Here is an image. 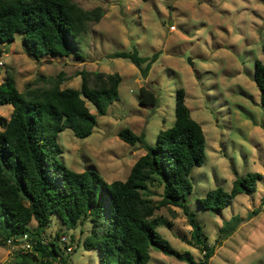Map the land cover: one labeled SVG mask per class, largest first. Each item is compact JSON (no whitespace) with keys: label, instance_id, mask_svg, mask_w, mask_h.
I'll list each match as a JSON object with an SVG mask.
<instances>
[{"label":"rangeland","instance_id":"obj_1","mask_svg":"<svg viewBox=\"0 0 264 264\" xmlns=\"http://www.w3.org/2000/svg\"><path fill=\"white\" fill-rule=\"evenodd\" d=\"M73 1L86 11L104 10L102 19L91 22L78 39L77 53L35 59L18 34L14 42L0 43V84L11 76L25 92L30 83L48 87V81L57 78L62 79V89H80L83 71L119 74V99L106 116H98L93 134L80 139L65 129L58 139L63 164L78 173L95 170L108 183L125 181L145 154L140 145L121 140L119 132L145 134L147 143L155 146L159 132L174 125L177 91L184 89L186 105L207 141L206 162L194 169L193 192L185 204L203 226L207 244L215 248L209 264H264V105L254 81L256 61L264 64V0ZM170 21L175 31L170 30ZM133 49L142 57L160 53L147 79L129 60L111 58L115 52ZM142 87L157 95L158 106L140 104ZM87 107L97 114L91 102ZM12 111L11 105L0 106V120L8 121ZM251 173L263 175L254 194L239 195L219 213L200 206L198 200L208 192L218 188L230 192L238 178ZM162 193L163 187L155 185L146 195L157 203ZM156 216L162 221L159 232L175 250L196 263L204 259L193 244L183 209L163 207ZM90 234L89 222L68 229L58 216L46 230V238L57 242L67 264H101V253L83 245ZM23 254L0 246V264H19ZM150 255L148 264H190L155 247ZM37 263L32 257L28 262Z\"/></svg>","mask_w":264,"mask_h":264},{"label":"trees","instance_id":"obj_2","mask_svg":"<svg viewBox=\"0 0 264 264\" xmlns=\"http://www.w3.org/2000/svg\"><path fill=\"white\" fill-rule=\"evenodd\" d=\"M103 16L102 8L86 11L73 0H0V43L14 42L20 34L28 54L35 59L68 57L77 53L78 39L88 25ZM159 56L142 57L133 49L115 52L111 58L129 60L147 79ZM80 76V89H62V79L57 78H51L48 87L30 83L25 92L18 90L11 76L0 84V106L13 107L10 119L0 120V246L29 235L37 244L32 252L23 254L19 264H28L31 257L37 264L52 260L67 264L56 241L43 243V235L58 216L68 229L79 223L91 224V234L83 245L101 253V264H148L151 247L190 264H209L215 248L207 244L203 226L185 204L193 192L191 175L206 162L207 146L202 126L186 105L185 90L177 91L174 125L159 132L155 146L147 143L145 134L130 129L119 132L121 140L140 145L145 154L125 181L108 183L95 170L78 173L59 159V134L71 129L76 137L89 138L98 116H106L119 99V74L83 71ZM254 81L264 105L261 61H256ZM140 93L142 106H158L153 91L142 87ZM87 101L96 107L97 114L91 113ZM262 178L259 173L248 174L238 178L230 192L218 188L198 202L204 210L219 213L239 195L254 194ZM155 185H161L163 193L159 202L152 203L146 193ZM167 206L183 209L192 227L193 244L204 256L200 263L175 250L159 232L162 221L156 212Z\"/></svg>","mask_w":264,"mask_h":264},{"label":"built area","instance_id":"obj_3","mask_svg":"<svg viewBox=\"0 0 264 264\" xmlns=\"http://www.w3.org/2000/svg\"><path fill=\"white\" fill-rule=\"evenodd\" d=\"M170 30L175 31V24H173V26L170 27ZM3 66V63L0 62V67ZM43 243L44 244H48L49 241H52V239L50 238V240H48L46 238V234L43 235ZM61 240L66 241V237L61 238ZM6 244L8 246L17 248L18 250H20L23 253H28V252H32L34 249V246L37 244V241H34L33 238H31L29 235H23L17 238H12L7 240ZM67 250L72 251V247H68Z\"/></svg>","mask_w":264,"mask_h":264},{"label":"water","instance_id":"obj_4","mask_svg":"<svg viewBox=\"0 0 264 264\" xmlns=\"http://www.w3.org/2000/svg\"><path fill=\"white\" fill-rule=\"evenodd\" d=\"M173 22L172 21H170V23H169V26L171 27V26H173ZM0 57H1V54H0Z\"/></svg>","mask_w":264,"mask_h":264}]
</instances>
